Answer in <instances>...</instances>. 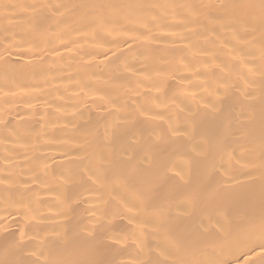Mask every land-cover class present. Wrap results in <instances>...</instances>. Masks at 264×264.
Masks as SVG:
<instances>
[{
    "label": "bare ground",
    "instance_id": "1",
    "mask_svg": "<svg viewBox=\"0 0 264 264\" xmlns=\"http://www.w3.org/2000/svg\"><path fill=\"white\" fill-rule=\"evenodd\" d=\"M0 264H264V0H0Z\"/></svg>",
    "mask_w": 264,
    "mask_h": 264
}]
</instances>
